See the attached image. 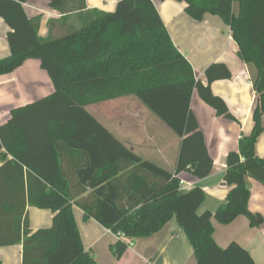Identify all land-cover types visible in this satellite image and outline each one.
I'll use <instances>...</instances> for the list:
<instances>
[{"label":"trees","instance_id":"16d2710c","mask_svg":"<svg viewBox=\"0 0 264 264\" xmlns=\"http://www.w3.org/2000/svg\"><path fill=\"white\" fill-rule=\"evenodd\" d=\"M46 1L60 17L49 20V35L42 38L41 17L27 16V0H0L10 50L0 59V76L37 59L54 89L13 110L0 126V247L20 244L22 264H98L83 248L74 205L84 220L93 219L118 238L110 247L116 259L133 240L154 236L174 218L196 264H255L236 242L216 245L212 220L228 225L243 216L252 228L263 223L248 209V179L264 188V159L255 153L264 115V0H173L184 3L194 21L208 14L229 27L255 93L252 129L226 156L225 202L202 214L197 211L203 190L180 191L182 173L200 180L213 171L190 100L196 91L217 116L236 122L211 92L213 82L230 79L228 68L212 64L205 83L196 80L151 0H119L113 12L87 9L86 0ZM73 15L78 28L68 25ZM126 97L180 139L174 172L142 159L88 111ZM27 207L51 211V226L31 231Z\"/></svg>","mask_w":264,"mask_h":264},{"label":"crops","instance_id":"0c3cea01","mask_svg":"<svg viewBox=\"0 0 264 264\" xmlns=\"http://www.w3.org/2000/svg\"><path fill=\"white\" fill-rule=\"evenodd\" d=\"M118 1L86 0V7L113 12ZM151 1L174 46L191 65L196 80L205 83V70L215 63L224 64L231 73L230 79L213 82L211 92L223 100L236 122L217 116L215 110L206 105L196 91H193L190 100V109L203 133L205 145L213 160L212 173L200 180L186 173L180 175L183 182L181 193H186L193 187H199L204 192V200L197 213H213L224 204L229 191L223 182L226 156L230 152L237 151L239 138L248 135L253 126L251 115L255 93L250 72L238 58L237 46L231 38L229 27L220 18L206 14L203 20L198 22L185 13L184 3L173 0ZM23 7L29 18L41 17L38 34L46 38L49 35V20H57L59 14L48 7L46 0H27ZM8 32L9 27L0 18V59L10 54ZM53 90L47 72L41 68L37 59H27L15 71L0 76V126L10 119L13 110L48 97ZM127 98L132 97L121 99ZM110 102L112 101L89 106L88 111L112 133L113 125L104 123L98 117L99 107ZM145 111L147 114L144 112L143 115H136L135 127L141 129L148 142L153 145L145 149L151 155L140 156L133 143L122 142L142 159L150 160L169 172H174L180 139L177 136V141L169 139L160 120L151 116L148 110ZM146 115L149 116L150 122H147ZM261 123L263 130L256 140L255 153L264 159V115ZM155 125L158 128H154L153 130L156 131H153L152 126ZM248 188L250 192L248 209L263 218L262 225L252 228L243 216L228 225H220L212 220L213 239L220 248L236 242L250 254L255 264H264V188L252 179H248ZM72 213L84 250L90 251L98 264H196L191 245L174 218L154 236L144 240H133L125 253L116 259L110 247L118 238L93 219L84 220L83 212L74 205ZM27 214L31 231L51 226L53 218L51 211L27 207ZM0 264H22V246L17 244L0 247Z\"/></svg>","mask_w":264,"mask_h":264},{"label":"rangeland","instance_id":"374dc122","mask_svg":"<svg viewBox=\"0 0 264 264\" xmlns=\"http://www.w3.org/2000/svg\"><path fill=\"white\" fill-rule=\"evenodd\" d=\"M70 18L71 19L69 20L68 25L78 28L79 24L75 15L71 16ZM56 35H58V32L55 30L53 32V36ZM143 108L145 107L140 104L139 101H137L135 98H127L101 105L98 109V117L101 118L104 123L107 122L108 124L113 125V127L111 126V129L115 137L123 142L133 143L140 156H144V154L151 155V153L147 152L145 149H148V147H153V145L148 142L147 137L143 135L141 129H137L135 127V125L137 124L136 115H143L146 113L145 110L147 109L145 108L144 110ZM148 118L149 116L146 115L147 122H150ZM112 119L114 120V122H112ZM159 122L163 129L168 133L169 139L177 141L178 138L176 137V135L161 121ZM156 127L157 125L152 126V130ZM146 146L147 148H145Z\"/></svg>","mask_w":264,"mask_h":264},{"label":"built area","instance_id":"2783aa9c","mask_svg":"<svg viewBox=\"0 0 264 264\" xmlns=\"http://www.w3.org/2000/svg\"><path fill=\"white\" fill-rule=\"evenodd\" d=\"M183 184V182L181 181V185ZM120 238H122V237H120Z\"/></svg>","mask_w":264,"mask_h":264}]
</instances>
